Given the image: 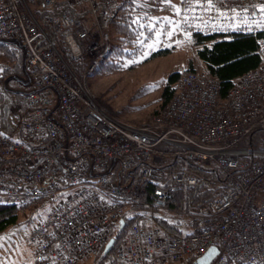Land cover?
<instances>
[{
    "label": "built area",
    "instance_id": "1",
    "mask_svg": "<svg viewBox=\"0 0 264 264\" xmlns=\"http://www.w3.org/2000/svg\"><path fill=\"white\" fill-rule=\"evenodd\" d=\"M43 1L52 8L77 0ZM83 1L88 14L81 19L65 12L44 16L59 38L55 46L20 11L25 0H0V41L22 49L25 84L12 132L0 133V205L20 214L48 207L28 235L33 264L93 259L145 182L153 185L151 207L163 208L177 185L192 187L205 173L219 190L213 202L197 207L191 233L163 235L132 224L114 248V263L196 264L214 246L209 264H264V138L256 147L239 145L256 126L264 129V62L240 76L225 101L216 78L184 72L148 124H124L84 87L108 51L115 11L110 0ZM177 2L180 35L264 29V0ZM38 33L47 47L36 49ZM80 59L84 72L76 75L67 61Z\"/></svg>",
    "mask_w": 264,
    "mask_h": 264
},
{
    "label": "trees",
    "instance_id": "2",
    "mask_svg": "<svg viewBox=\"0 0 264 264\" xmlns=\"http://www.w3.org/2000/svg\"><path fill=\"white\" fill-rule=\"evenodd\" d=\"M82 2L84 3V1ZM35 8V15L41 22V29L55 46L59 44V38L43 21L42 18L44 13L56 17L60 13L65 12L75 19L83 18L87 13L86 11L77 10V7H75L72 2L68 1L59 2L58 5L49 9ZM108 9L109 11H115V14L110 20L105 37L108 51L106 55L99 60L95 71L100 69L102 71H118L124 60L132 58L138 53L143 36L146 37V40L151 35V31L148 28V15H144L137 11L131 2L124 1L120 3L116 0H110ZM183 36H186L188 42H190L196 57L205 68V73L218 80L219 98L221 101L226 100L229 90L240 76L257 69L260 64L264 62V29L255 33H194L192 35ZM34 44L36 49L47 47L45 37L41 33H38L34 37ZM22 61L23 52L16 43L0 41V80L2 81V85L0 86V103L3 100L5 92L8 91L12 84L17 86L16 82H18V86L20 85L23 90L25 89ZM67 63L76 75H81L84 72V59L76 61L69 60ZM186 72L196 71L191 66ZM180 75V73H174L170 76V82L164 91L160 108L151 116H148L146 121L157 114L170 100L176 90V86L174 85L178 82ZM17 93L15 94L18 95ZM20 96L18 95L17 98L21 104L23 103V96H21L22 98H20ZM103 96L98 93L96 96L97 99L94 98L98 107L107 115L122 122L121 119H119L120 111L118 110L117 112L110 103L109 98ZM122 123L133 124L134 122ZM261 138H264V129L256 126L246 139L240 141L239 145L247 146L250 142L251 147H256L257 142ZM185 168L191 169V167L187 166H185ZM192 169L195 170L194 168ZM154 176L156 179H162L163 172H157ZM143 187L144 190L140 194L139 201L127 209L122 216L124 220L123 227H125V229H122L123 227L120 229L118 224H114L111 228L109 238L115 239L114 248L127 237L129 227L132 224H137L142 228H159L163 235H186L191 233L192 220L196 215L195 211L197 207L213 202L219 190V184L215 177L205 173L202 179L192 187L177 185L163 208H152L150 201L153 185L149 182H145ZM261 193L262 196H264V192L261 191ZM190 209H192V211ZM38 210L39 209L31 210V214H37V216H35L36 221L41 215ZM19 214L15 206L0 205V233L6 228L16 224ZM103 249L104 246L93 259L102 256ZM113 251L108 255L106 254L107 257L113 260L112 262H114ZM103 257H105V255Z\"/></svg>",
    "mask_w": 264,
    "mask_h": 264
},
{
    "label": "rangeland",
    "instance_id": "3",
    "mask_svg": "<svg viewBox=\"0 0 264 264\" xmlns=\"http://www.w3.org/2000/svg\"><path fill=\"white\" fill-rule=\"evenodd\" d=\"M82 1L77 0L74 6L77 7V10L87 12V7ZM116 1L131 2L137 11L144 15L147 14L151 35L146 40V37L143 36L138 53L132 58L124 60L118 71H102L101 69L95 71L88 76L84 87L93 98H96L98 93L109 98L114 109L117 112L120 111L119 119L122 122H134L128 125L142 126L148 124L150 121V119L146 121L148 116L160 108L164 91L169 85V78L172 74H182L191 66L197 73H205V68L196 57L187 37L179 33L177 0ZM25 3V8H20V11L30 13L40 25L41 22L35 15V7L39 9H49L50 7H45L43 0H25ZM45 15L47 13H44ZM16 83L17 86L12 84L5 92L0 103V133L2 134L12 132V125L17 122L14 112L18 107L23 108V103L20 104L17 98L18 95L22 96L23 89L20 85L18 86V82ZM1 85L2 81L0 80ZM21 96L20 98H22ZM38 209L41 217L46 213L48 207L43 206ZM190 210L192 211V209ZM31 212L19 214L16 224L0 233V264H33V250L28 241V235L37 222L35 218L37 214L34 215ZM120 220L123 221L122 224H120ZM115 224H118L121 229L124 224L123 218L121 217ZM113 248L114 245L108 254L113 251ZM107 255L103 257L102 251V256L80 264H115Z\"/></svg>",
    "mask_w": 264,
    "mask_h": 264
},
{
    "label": "water",
    "instance_id": "4",
    "mask_svg": "<svg viewBox=\"0 0 264 264\" xmlns=\"http://www.w3.org/2000/svg\"><path fill=\"white\" fill-rule=\"evenodd\" d=\"M123 221L120 220V224H122ZM115 243L114 238H110L108 242L105 244L103 249V254L106 255L108 252L112 249L113 245ZM217 254V248L212 246L208 248V250L196 260V264H209L214 256Z\"/></svg>",
    "mask_w": 264,
    "mask_h": 264
},
{
    "label": "bare ground",
    "instance_id": "5",
    "mask_svg": "<svg viewBox=\"0 0 264 264\" xmlns=\"http://www.w3.org/2000/svg\"><path fill=\"white\" fill-rule=\"evenodd\" d=\"M88 78V77H87ZM87 80V79H86ZM86 83V82H85ZM103 111V110H102ZM104 112V111H103ZM105 113V112H104Z\"/></svg>",
    "mask_w": 264,
    "mask_h": 264
},
{
    "label": "snow or ice",
    "instance_id": "6",
    "mask_svg": "<svg viewBox=\"0 0 264 264\" xmlns=\"http://www.w3.org/2000/svg\"><path fill=\"white\" fill-rule=\"evenodd\" d=\"M261 7H264V5H262Z\"/></svg>",
    "mask_w": 264,
    "mask_h": 264
}]
</instances>
